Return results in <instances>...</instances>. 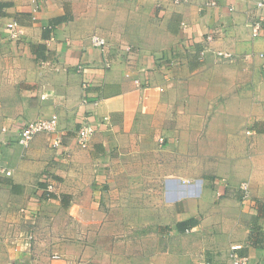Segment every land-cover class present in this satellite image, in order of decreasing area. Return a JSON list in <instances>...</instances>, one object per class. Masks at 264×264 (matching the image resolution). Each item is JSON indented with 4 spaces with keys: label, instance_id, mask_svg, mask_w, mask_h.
Wrapping results in <instances>:
<instances>
[{
    "label": "crops",
    "instance_id": "crops-1",
    "mask_svg": "<svg viewBox=\"0 0 264 264\" xmlns=\"http://www.w3.org/2000/svg\"><path fill=\"white\" fill-rule=\"evenodd\" d=\"M206 1L0 0V264H230L233 246L264 264V10ZM53 115L56 133L18 144L21 121ZM84 119L101 122L88 149ZM117 221L149 240L118 262Z\"/></svg>",
    "mask_w": 264,
    "mask_h": 264
},
{
    "label": "built area",
    "instance_id": "built-area-1",
    "mask_svg": "<svg viewBox=\"0 0 264 264\" xmlns=\"http://www.w3.org/2000/svg\"><path fill=\"white\" fill-rule=\"evenodd\" d=\"M194 0H174L176 4H189L193 2ZM217 6V2L215 0H207L205 3V7H215ZM255 9L257 11H262L264 10V0H261L256 3ZM37 8L34 10V12H37ZM33 19L34 16H33ZM257 20H255L251 24L252 28V37L257 38L260 36L261 31H262V20L261 18L256 17ZM6 30L9 33L10 37L12 39H19L22 36H24V30L23 28L16 22H11L6 26ZM208 41H212V37H208ZM91 43L93 47H96L101 50L103 56H104V64L105 68L110 69L112 67V60L110 59V55L112 53L113 47L107 42V40L101 36L98 35H93L91 38ZM210 52V49L207 47L203 48L201 51L200 55L202 58ZM217 57L223 60H232V55L227 52L219 51L215 52ZM90 86L89 81H85L83 83V88L85 90L84 92V97L82 99L83 104H88L89 103V93L87 92L88 87ZM46 96L43 95L42 99H45ZM99 102L93 103L94 106H97ZM104 121H108V118H105ZM101 125V122L96 124L94 126L91 121L88 119H84V121L81 124L80 129L78 130L77 134V144L81 149H88L90 146V140L92 136L96 133L98 126ZM19 133H18V144L24 148L28 149L31 142L35 138L36 135L41 134V133H56L58 129V116L53 115L50 118L47 119H40L36 121H21L19 123ZM2 131L4 133L7 132V128H3ZM251 132L248 131L247 134H250ZM54 147L59 148L62 145V139L60 136L56 137L54 142H53ZM1 167V166H0ZM0 173H4L7 176L11 175L10 171H6L3 168H0ZM54 186L49 185L48 186V197L51 196V193H53ZM242 190L244 192H247V185L243 184L242 185ZM242 247L241 246H233L232 252L230 254V264H253L251 260L246 257V256H241L238 254V250H240ZM54 259H61V256L59 254H55L53 256ZM68 264H89L88 262L86 263L84 260H76L75 262H69Z\"/></svg>",
    "mask_w": 264,
    "mask_h": 264
},
{
    "label": "rangeland",
    "instance_id": "rangeland-1",
    "mask_svg": "<svg viewBox=\"0 0 264 264\" xmlns=\"http://www.w3.org/2000/svg\"><path fill=\"white\" fill-rule=\"evenodd\" d=\"M144 180H146V179L144 178ZM149 182L150 181H148V183ZM145 183H147V181H145L144 184ZM147 189L148 188H145L143 190L147 191ZM112 223H115V225L112 228H116L117 232H118V228H119V226H118L119 223H122V224L123 223H127L128 224V227L126 228L128 230L124 231V232H126V234H123L122 236H119V234H117V233H112V237L110 238V249H111V251L113 252V255L116 258V262H118V259H119L118 257L120 256V254L122 252H124V253H122L123 256H124V254L127 255V256H130V257L131 256H136L135 252H136V250H137V252H139L140 246H141L140 244H144L145 242H149V240H144L145 242L142 241L143 238H141L140 236H138V238L136 237V233H135L134 230L137 229V228H140V226L136 227L137 226L136 222H134V221L133 222H131V221H127V222L117 221V222H112ZM130 235H132V236L129 237ZM137 248H139V250ZM127 249H129V250L131 249V250H135V251L127 252L126 251ZM125 251H126V253H125ZM137 252H136V254H137ZM75 261L76 260L70 261V262H75ZM126 264H134V261L133 260L132 261L131 260H127Z\"/></svg>",
    "mask_w": 264,
    "mask_h": 264
},
{
    "label": "trees",
    "instance_id": "trees-1",
    "mask_svg": "<svg viewBox=\"0 0 264 264\" xmlns=\"http://www.w3.org/2000/svg\"><path fill=\"white\" fill-rule=\"evenodd\" d=\"M59 21H62V19L60 20H56L55 21V23H57V22H59ZM199 223V221L198 220H190V221H187V222H184L183 224H180V228H184V229H186V228H190V227H192V226H195V225H197Z\"/></svg>",
    "mask_w": 264,
    "mask_h": 264
}]
</instances>
